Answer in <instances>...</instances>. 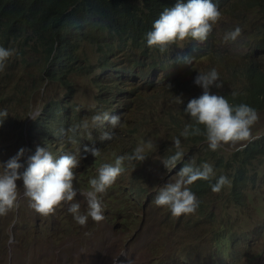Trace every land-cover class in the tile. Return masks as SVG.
<instances>
[{"label": "rangeland", "instance_id": "1", "mask_svg": "<svg viewBox=\"0 0 264 264\" xmlns=\"http://www.w3.org/2000/svg\"><path fill=\"white\" fill-rule=\"evenodd\" d=\"M217 6L221 16L207 36L217 46L218 59L201 60L200 71L216 67L223 83L220 88L212 87L213 91H233L236 83L234 91L242 89L247 92V88H244L247 80L225 75L219 70L231 53L245 46L247 22L231 14L230 7L222 0ZM235 25L241 29L238 36L232 40L223 39L224 33ZM258 36L257 32L249 33L251 38ZM186 40L177 41L169 48L183 49ZM6 47L14 48L15 52L0 70V108L8 110L6 118L0 123V161L6 160L24 146L25 154L20 157L23 163L37 144L45 143L48 146L49 138L43 129L32 128L33 134H29L31 122L39 115L45 102L64 94L65 86L59 81L45 79L42 72L43 58L38 51L24 49L25 45L19 39L10 41ZM256 47L254 45L250 49L249 58L264 65V49L257 47L254 51ZM89 50L95 54L91 45ZM139 52L140 55L144 54L142 48H139ZM77 78L80 88L76 100L81 106L91 109L87 104L89 98H94V92L89 79L83 74ZM151 79L152 72L149 69L122 83L128 87L137 85L139 91ZM110 81L117 83L120 79L115 77ZM134 94L135 91L124 96L120 92L114 94L117 101L115 107L127 110L128 115L127 125L121 128L119 139L123 141L129 136L136 139L138 144L149 142L146 144L147 154L142 161L126 163L124 171L127 173H120L103 193L98 194L101 199L107 200L116 192H125L124 197L127 199L121 198L112 205L113 210L119 203L130 201L122 206L127 212L125 220L119 222L111 217L115 223H121L120 227L113 230L106 222L112 213L107 208L104 209L102 220L96 221L89 217L83 225L74 221L71 213L67 212V204L56 206L47 215L40 214L28 206L27 198L22 194V181L18 179L19 202L0 215V264H264V154L257 153L250 165V162L242 163L239 156L232 157L233 151L243 148L250 140L264 133V110L257 111L258 119L251 125V134L247 139L225 142L215 150L208 148L206 140L201 144L181 146V150L186 152L180 159L183 160L182 164L198 166L209 160L216 176L224 174L230 182L219 191H210L206 197H200L192 190L199 199L196 210L173 216L166 206H157L153 202L159 186L169 178H174L181 166L176 163L174 168L167 169L159 150V142L165 135L161 109L167 105L168 99H160L161 94L154 93L144 101L137 99ZM113 142L111 138L107 145ZM65 146L83 153V168L88 174L90 170H95L97 166L88 154H84L82 144L68 141L67 145L62 142L56 148ZM122 153H126V149L118 154ZM239 165L240 171L236 170ZM243 173L248 175L241 180L245 198L238 201L231 194V188L237 178H242ZM140 180H144L149 196L142 199L141 207L136 208L133 207L136 195L131 194L130 188L126 187H134ZM87 181L84 176L78 188H84ZM189 187L191 189V184ZM74 199L80 201L83 211L86 203L79 192ZM227 245L238 246L239 251L233 248L218 251L221 246Z\"/></svg>", "mask_w": 264, "mask_h": 264}, {"label": "trees", "instance_id": "2", "mask_svg": "<svg viewBox=\"0 0 264 264\" xmlns=\"http://www.w3.org/2000/svg\"><path fill=\"white\" fill-rule=\"evenodd\" d=\"M222 1L228 7L230 4L234 9H251L255 15H259L256 17L254 15L259 36L252 39L258 48L264 49V0ZM213 2L216 3V0ZM174 3L175 0H0V44L7 46L10 41L19 39L24 43V49L33 48L35 52L38 51L43 58L42 72L45 79L59 81L65 86L62 96L52 98L43 104L39 115L32 123V128L43 129L46 132L49 138L48 146L55 155L71 152L80 156L77 167L73 169L74 187L78 188L84 176L88 179L95 175L96 169L102 163L112 162L115 155L124 149L126 153H131L138 144L136 139L129 136L123 141L119 139L121 128L127 125L128 115L127 110L115 107L116 92L124 96L135 91L134 96L144 101L148 99L144 95L147 96L146 92L149 91L161 94L160 99L166 97L168 103L161 109L165 135L159 142V147L165 156L176 150L172 138L179 136L184 124L190 122V118L182 110L184 103L190 97L199 95L195 93L193 78L200 71L199 62L202 57H199L201 60L199 58L195 60L192 65L184 62L181 64L180 59L183 60L185 55L189 56L188 51L199 48L189 43L183 49L169 48L176 43L174 42L161 51L155 46L146 45L144 35L160 11ZM89 45L94 48L95 54L89 50ZM139 48L143 49V55H140ZM203 58L204 61L209 58L218 59L217 46L212 39H208L204 46ZM222 67L228 74L247 80L244 87L247 88V92H243L242 89L225 92L229 102L232 104L245 102L257 111H263L264 65L248 58L231 64L226 61ZM149 69L152 72V79L146 82L145 88H139L138 91L137 85L128 87L122 83ZM81 74L89 79L94 92V98L88 100L92 105L91 109H87L85 105L81 106L76 100L80 88L77 76ZM156 75L159 77L155 78ZM115 77L120 81L117 83L110 81ZM233 92H236L235 96L232 95ZM101 111L121 114L119 126L112 129L113 144L107 145L109 139L99 138L101 128L91 129L90 137L80 134L81 129H77L76 132L71 130L76 123L82 120L90 121L94 113ZM200 128L203 129V125H200ZM68 137L72 139L69 140ZM180 140V147H185L201 144L206 139L201 132L187 137L180 136ZM68 141L99 148L96 156L84 152L97 166L95 170H90L88 174L83 168V153L67 146L56 148L62 142H66L67 145ZM233 152L232 157L239 156L244 164L249 163L257 153L264 154V133ZM180 159L177 161L179 166L183 163ZM240 168L241 165L236 170L240 171ZM247 177L248 175L243 173L242 178H237L232 185L231 194L239 201L244 200L241 180ZM214 181L215 177H210L209 180L198 178L191 183V188L200 197H206L211 191V182ZM87 187L88 184L84 188ZM126 188H130V193L136 195L133 207H141L142 199L149 196L144 180H140L134 187ZM124 195V191H119L107 199L110 212L114 202L121 198L127 199ZM128 202L130 201L115 206L110 217L119 222L125 220L127 212L122 206ZM115 211L117 213L113 214ZM119 222L118 228L121 224ZM223 248L239 251V247L234 245L221 246L218 251Z\"/></svg>", "mask_w": 264, "mask_h": 264}, {"label": "clouds", "instance_id": "3", "mask_svg": "<svg viewBox=\"0 0 264 264\" xmlns=\"http://www.w3.org/2000/svg\"><path fill=\"white\" fill-rule=\"evenodd\" d=\"M220 2L221 0H216V3L213 0H175L172 6L164 7L152 21L151 28L144 34L145 44L164 51L170 44L184 41L187 38L185 45L189 43L199 50L188 51L189 56L185 55L183 60L180 59L181 64L184 62L192 65L199 57L204 60V46L208 39H211L207 35L221 16L217 6ZM228 5L231 14L238 18L242 17L247 22L248 36L242 50L231 53L219 67L220 72L225 75H230L222 67L225 66L226 61L231 64L249 58L250 49L255 45L254 40L249 37V33H258L255 14L251 9H234L232 5ZM240 31V26L235 25L224 33L223 39H235ZM14 52V48L0 44V70L5 67L7 59ZM199 60L201 59L199 58ZM193 83H195V93L199 95L190 97L184 103L182 110L190 118V122L184 124L179 136L172 138L176 150L169 156H165L159 147L164 158L163 164L167 169L174 168L177 161L184 155L180 147V136L187 137L202 132L208 148L215 150L225 142L234 143L249 138L251 125L258 119L257 110L253 106L245 102L232 104L226 93H222L224 90H211L212 87L220 88L223 83L219 79V73L215 66L206 71H198L193 78ZM236 85L235 83L233 91ZM198 89H202V91ZM146 93L148 95L144 96L147 98L150 94H154V91ZM232 95L235 96L236 92H233ZM87 105L92 107L89 103ZM7 114L6 108H0V123L3 122ZM120 122L121 117L117 112L101 111L94 113L90 121L82 120L79 124L73 125L71 130L76 132L77 129H81L80 134L90 137L91 129L101 128L99 138L108 140L114 135L112 129L118 127ZM200 125H203V129L200 128ZM68 139L71 140L72 137H68ZM148 143L137 144L131 153L117 154L112 162L102 163L96 169V174L87 179V188L73 186L75 175L73 169L77 167L80 156L71 152L55 155L47 144L43 143L37 144L34 151L28 154L22 163L20 157L24 156L26 148L21 146L6 160L0 161V215L17 206L20 195L17 186L19 179L22 181V194L27 198L28 206L40 214L47 215L53 212L56 206L63 203L67 204V212L71 213L74 221L80 225L85 224L89 217L96 221L102 220L104 209H108V202L101 199L98 194L103 193L120 173H126L124 171L126 163L133 160L142 161L145 158L146 144ZM83 147L93 156L99 152V148L94 146L89 147L85 144ZM213 176H215V181L211 182V191H219L222 186L230 182L224 174L216 176L213 165L207 161L201 162L198 166H194L192 163L182 164L176 170L174 178H169L167 182L159 186L153 197V202L157 206H166L173 216L192 213L198 207L199 199L196 196L197 192L190 189L189 185L198 178L209 180ZM77 192L81 194L86 203L83 211L80 201L74 199ZM243 197L245 198V192ZM110 220L112 219L109 216L106 222L113 230L117 229V223ZM9 239L11 240V237ZM219 262L221 261L219 260Z\"/></svg>", "mask_w": 264, "mask_h": 264}, {"label": "bare ground", "instance_id": "4", "mask_svg": "<svg viewBox=\"0 0 264 264\" xmlns=\"http://www.w3.org/2000/svg\"><path fill=\"white\" fill-rule=\"evenodd\" d=\"M262 47V46H261ZM257 48V47H256ZM260 50V49H259Z\"/></svg>", "mask_w": 264, "mask_h": 264}]
</instances>
